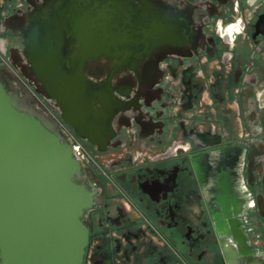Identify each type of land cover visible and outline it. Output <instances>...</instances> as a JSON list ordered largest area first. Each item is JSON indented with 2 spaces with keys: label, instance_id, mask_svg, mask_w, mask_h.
Masks as SVG:
<instances>
[{
  "label": "flooded vegetation",
  "instance_id": "obj_1",
  "mask_svg": "<svg viewBox=\"0 0 264 264\" xmlns=\"http://www.w3.org/2000/svg\"><path fill=\"white\" fill-rule=\"evenodd\" d=\"M119 6L139 25L159 16L161 47L110 77ZM44 22L78 32V54L95 57L78 71L113 96L82 136L28 78L27 33ZM0 80L80 146L94 198L81 264H229V221L249 254L235 264L264 260V0H0Z\"/></svg>",
  "mask_w": 264,
  "mask_h": 264
},
{
  "label": "water",
  "instance_id": "obj_2",
  "mask_svg": "<svg viewBox=\"0 0 264 264\" xmlns=\"http://www.w3.org/2000/svg\"><path fill=\"white\" fill-rule=\"evenodd\" d=\"M120 9L114 36L118 51L101 57L116 69L108 73L110 77L122 70L138 74L146 59L139 51L161 47L159 16L150 10L139 25L124 20L129 16ZM66 27L44 22L36 32L27 33V56L33 65L28 78L38 93L56 100L63 121L82 136L83 130H95L104 116L112 114L114 99L105 87L96 88L85 72L78 71L95 57L78 54V32ZM103 27L101 49L109 50L113 33L109 26ZM89 34L84 39L87 43ZM80 170L61 135L27 97L0 80L1 264L82 263L88 231L80 219L94 198L90 187L79 184ZM226 234H232L236 242V249L224 251L227 262L235 264L237 253L248 257L230 221ZM245 264H264V260L249 258Z\"/></svg>",
  "mask_w": 264,
  "mask_h": 264
},
{
  "label": "built area",
  "instance_id": "obj_3",
  "mask_svg": "<svg viewBox=\"0 0 264 264\" xmlns=\"http://www.w3.org/2000/svg\"><path fill=\"white\" fill-rule=\"evenodd\" d=\"M72 148L74 153L79 154L80 146L78 144H74Z\"/></svg>",
  "mask_w": 264,
  "mask_h": 264
}]
</instances>
